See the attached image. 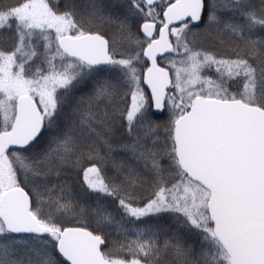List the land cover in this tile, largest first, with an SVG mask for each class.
Listing matches in <instances>:
<instances>
[{
	"label": "snow or ice",
	"instance_id": "6c2138e0",
	"mask_svg": "<svg viewBox=\"0 0 264 264\" xmlns=\"http://www.w3.org/2000/svg\"><path fill=\"white\" fill-rule=\"evenodd\" d=\"M0 264H264V0H0Z\"/></svg>",
	"mask_w": 264,
	"mask_h": 264
}]
</instances>
